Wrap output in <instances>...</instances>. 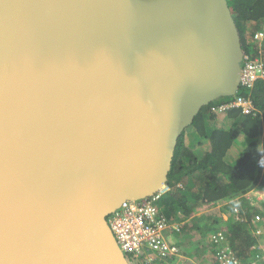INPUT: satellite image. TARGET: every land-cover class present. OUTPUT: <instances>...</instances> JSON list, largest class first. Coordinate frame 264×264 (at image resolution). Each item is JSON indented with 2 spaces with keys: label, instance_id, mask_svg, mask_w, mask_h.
Segmentation results:
<instances>
[{
  "label": "water",
  "instance_id": "obj_1",
  "mask_svg": "<svg viewBox=\"0 0 264 264\" xmlns=\"http://www.w3.org/2000/svg\"><path fill=\"white\" fill-rule=\"evenodd\" d=\"M243 54L227 0H0V264H131L109 215Z\"/></svg>",
  "mask_w": 264,
  "mask_h": 264
},
{
  "label": "trees",
  "instance_id": "obj_2",
  "mask_svg": "<svg viewBox=\"0 0 264 264\" xmlns=\"http://www.w3.org/2000/svg\"><path fill=\"white\" fill-rule=\"evenodd\" d=\"M227 2L243 52L252 59L258 56L264 66V43L261 48L253 39L264 30V0ZM237 95L251 101L250 113L236 106L219 110L234 95L219 97L203 106L181 133L168 189L157 203L160 215L179 225L178 235L194 237L188 251L174 242L179 253L200 257L204 251L209 264H219L215 254L224 246L241 264H264V199L252 194L264 193V79L250 88L239 87ZM218 231L224 235L222 242L211 238ZM126 256L130 263H143V257Z\"/></svg>",
  "mask_w": 264,
  "mask_h": 264
},
{
  "label": "built area",
  "instance_id": "obj_3",
  "mask_svg": "<svg viewBox=\"0 0 264 264\" xmlns=\"http://www.w3.org/2000/svg\"><path fill=\"white\" fill-rule=\"evenodd\" d=\"M253 39L259 47L263 48L264 30L256 32ZM260 78L264 79L262 60L258 56L252 59L244 53L239 87L250 88ZM232 106L240 107L243 113H250L252 109L251 101L237 95V92L232 99L221 103L217 108L223 110ZM167 189L168 186L164 185L150 197L124 201L108 217L110 228L121 250L136 258L143 257L142 264H177L174 260L178 256L179 249L168 239L171 229L176 227L160 215L157 207L160 197ZM253 196L257 199H264V193L255 192ZM211 238L215 242L224 241V235L219 231ZM261 251L264 255V243L261 245ZM215 257L219 264H241L225 246L218 249Z\"/></svg>",
  "mask_w": 264,
  "mask_h": 264
},
{
  "label": "crops",
  "instance_id": "obj_4",
  "mask_svg": "<svg viewBox=\"0 0 264 264\" xmlns=\"http://www.w3.org/2000/svg\"><path fill=\"white\" fill-rule=\"evenodd\" d=\"M190 140H192V139H188V142ZM253 193H255V192H252V194ZM224 217H226V215ZM173 225H174V227L179 226L177 223H173ZM168 239L173 243L177 242V244L179 246H181L182 249L186 248L187 251L190 250V248H189L190 245L194 243V241H193L194 237L192 235H190V234L178 235L177 231H175V229H171V233L168 236ZM183 252H184V250L180 251L179 255L175 258L174 262L177 261V264H209L211 262V261L209 262L208 260H204V258L206 256V252H204V251H200V253L202 254L200 257L197 255H186V254H183ZM191 253H193V252H191Z\"/></svg>",
  "mask_w": 264,
  "mask_h": 264
},
{
  "label": "bare ground",
  "instance_id": "obj_5",
  "mask_svg": "<svg viewBox=\"0 0 264 264\" xmlns=\"http://www.w3.org/2000/svg\"><path fill=\"white\" fill-rule=\"evenodd\" d=\"M142 200V199H141ZM121 249V248H120ZM125 253V252H124ZM125 254H127V253H125ZM131 264H136V262H135V260H133V263H131Z\"/></svg>",
  "mask_w": 264,
  "mask_h": 264
}]
</instances>
